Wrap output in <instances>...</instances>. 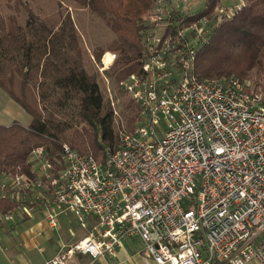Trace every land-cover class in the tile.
Instances as JSON below:
<instances>
[{"label": "built area", "instance_id": "obj_1", "mask_svg": "<svg viewBox=\"0 0 264 264\" xmlns=\"http://www.w3.org/2000/svg\"><path fill=\"white\" fill-rule=\"evenodd\" d=\"M193 2L154 0L142 16L140 69L119 83L136 105L132 130L98 156L37 147L29 171L1 178L0 195L18 205L0 211V232L39 212L51 230L63 214L88 229L45 264L113 258L131 238L157 264H264V85L196 73L199 51L246 0L189 22L206 9Z\"/></svg>", "mask_w": 264, "mask_h": 264}, {"label": "trees", "instance_id": "obj_2", "mask_svg": "<svg viewBox=\"0 0 264 264\" xmlns=\"http://www.w3.org/2000/svg\"><path fill=\"white\" fill-rule=\"evenodd\" d=\"M57 1L59 9L49 17L35 13L24 0H7L11 13L0 12V88L31 116L27 126L0 124V180L7 171H29L27 162L37 147L54 156L69 143L98 156L118 138L114 110L104 99L97 73L85 66L88 52L74 19L63 8L64 0ZM71 1L91 10L116 35L106 47L93 52L99 62L105 51L118 54L106 74L120 82L138 71L141 20L154 0ZM219 1L207 0L206 9L188 21L210 15ZM23 10L27 12L24 25L20 22ZM254 69L264 72V0H246L234 18L216 30L196 61V73L202 78H244ZM75 120L82 124L80 128H74ZM128 122L132 124L134 118L130 116ZM17 205L0 195L1 212Z\"/></svg>", "mask_w": 264, "mask_h": 264}, {"label": "crops", "instance_id": "obj_3", "mask_svg": "<svg viewBox=\"0 0 264 264\" xmlns=\"http://www.w3.org/2000/svg\"><path fill=\"white\" fill-rule=\"evenodd\" d=\"M30 121V114L5 90L0 88V124L8 126L19 122L27 126ZM70 216V214H63L60 217L61 225L58 231L48 227L42 212L35 213L32 218L21 217V223L22 221L23 223L16 229L11 224L6 225L0 232V264H45L58 252L63 242H69L63 233H74L75 221L66 218ZM37 230H41L43 234L36 235ZM75 264L157 263L142 251V242L139 239L131 238L124 242L117 256L113 258L105 257L93 260L88 256L79 255Z\"/></svg>", "mask_w": 264, "mask_h": 264}, {"label": "rangeland", "instance_id": "obj_4", "mask_svg": "<svg viewBox=\"0 0 264 264\" xmlns=\"http://www.w3.org/2000/svg\"><path fill=\"white\" fill-rule=\"evenodd\" d=\"M31 9L39 14L42 17H49L55 13H57L59 9L58 1L57 0H24ZM207 0H194L192 5L193 11H199L200 9L205 7ZM237 0H225V2L234 3ZM63 8L67 9L75 22L76 28L78 33L81 36V41L83 47L88 52V56L86 57L85 66L87 70L91 73H97V79L101 90L104 94V99L107 103H110L113 110L118 111V115L114 112V127L115 132L118 136V132L121 128H126V130L130 131L133 129V125L129 124L128 120L129 117L132 116L135 121L136 117V105L133 100L128 96V94L119 88V83L116 82L114 79L110 78L106 71L108 69L102 70V58L101 61H97L95 57H93V52L98 47H106L110 44L115 38L116 35L108 28L105 22L95 15L91 10L86 7L80 6L74 3L71 0H64L63 1ZM0 12L7 16L11 13L10 9L7 7V0H0ZM27 19V12L23 10L20 14V22L21 24H25ZM108 51H105V53ZM104 53V54H105ZM118 55V54H117ZM104 55H102L103 57ZM244 79L252 80V82L261 83L264 85V72H258L257 69H254L248 76L244 77ZM108 86L111 87L112 94L115 100V106L112 105L111 99L108 92ZM132 106V108L130 107ZM59 118H63L64 114H58ZM82 124H79L77 120H75L74 128H80ZM71 132V131H70ZM84 152H91L90 149L82 150ZM1 193V192H0ZM22 216V215H21ZM71 217V218H70ZM66 217L68 220L75 221V229H73L74 233H63L64 237L70 243L76 242L79 238L85 235L88 231L87 228L81 227L78 222H76V218L74 216ZM32 218V217H31ZM23 223V221H22ZM21 223V217H18L16 222H12L11 225L14 229L19 226ZM74 224V223H73ZM48 232V231H47ZM42 235V234H41ZM40 236V235H39ZM58 237V236H57Z\"/></svg>", "mask_w": 264, "mask_h": 264}, {"label": "bare ground", "instance_id": "obj_5", "mask_svg": "<svg viewBox=\"0 0 264 264\" xmlns=\"http://www.w3.org/2000/svg\"><path fill=\"white\" fill-rule=\"evenodd\" d=\"M112 61H113V54H112L110 51H108V52L105 53V55H104V62H105L106 64H110Z\"/></svg>", "mask_w": 264, "mask_h": 264}]
</instances>
